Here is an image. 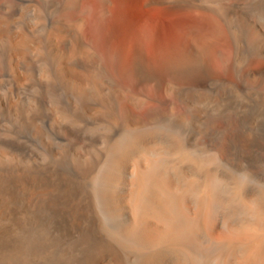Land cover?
<instances>
[{
  "label": "bare ground",
  "instance_id": "1",
  "mask_svg": "<svg viewBox=\"0 0 264 264\" xmlns=\"http://www.w3.org/2000/svg\"><path fill=\"white\" fill-rule=\"evenodd\" d=\"M87 1L0 0V264H264V0Z\"/></svg>",
  "mask_w": 264,
  "mask_h": 264
},
{
  "label": "rangeland",
  "instance_id": "2",
  "mask_svg": "<svg viewBox=\"0 0 264 264\" xmlns=\"http://www.w3.org/2000/svg\"><path fill=\"white\" fill-rule=\"evenodd\" d=\"M87 4H88V10L86 11V14L88 16L89 15V10L91 11V9L93 8L94 2L89 0V1H87ZM123 18L126 19L125 17H123ZM96 24H97V28H96V25H94V26H95V30L97 31V33L99 35L103 34L102 36H105L107 34L108 30H109L105 19H102L101 21L97 22ZM209 25L210 24H209L208 18H206L204 15L199 14V13H193L192 15L183 18L181 20V23L178 26V29H177V33H176L177 34L176 35L177 36L176 37L177 42L185 45L190 50H194V48H193V40L191 38V31L192 30H198V29H207L209 27ZM185 29H186V32H185ZM87 34H88V37H87ZM89 34H90V36H89ZM184 34H185V36H184ZM85 35L90 40L92 39L93 43L95 42L94 45L96 44L97 46L96 45L95 46L97 48H99L100 50L102 49L100 44H99V42H98V40H96V38L93 36V34L86 32ZM91 36H92V38H91ZM215 65L218 68V70H220V67L216 63H215Z\"/></svg>",
  "mask_w": 264,
  "mask_h": 264
}]
</instances>
